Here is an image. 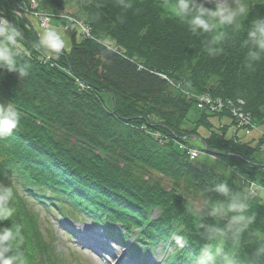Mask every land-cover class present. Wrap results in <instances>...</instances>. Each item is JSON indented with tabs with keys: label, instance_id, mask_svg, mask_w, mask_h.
<instances>
[{
	"label": "trees",
	"instance_id": "1",
	"mask_svg": "<svg viewBox=\"0 0 264 264\" xmlns=\"http://www.w3.org/2000/svg\"><path fill=\"white\" fill-rule=\"evenodd\" d=\"M29 1L0 0V13L24 32L32 64L30 77L21 81L14 73H0V102L12 101L22 113L19 128L0 140V183L15 186L12 219L24 225L29 264L58 263L53 235L34 204L70 220L63 227L67 235L72 234L69 226L89 220L141 261L159 243L171 248L170 236L182 225L191 228L183 207L190 189L227 178L216 174L211 152L219 165L264 185V158L257 153L264 139L245 143L239 135L233 140L234 118L209 105L197 108L184 96L206 94L236 106L241 101L237 107L251 126L264 131V65L255 74L241 71L243 34L213 59L201 52L199 38L184 25L161 18L170 0H133L140 11L129 10L123 24L116 20L121 14L117 0H48L57 10L74 6V15L102 43L76 41L67 31L70 50L47 61L32 48L39 38L30 26L33 16L18 18L16 12L28 11ZM191 109L194 119L188 117ZM213 119L229 123L216 128ZM199 128L209 135L201 136ZM151 133L164 142L153 144ZM192 136L204 142L207 154L194 162L177 145ZM229 179L232 191H240ZM249 211L257 216L253 227L264 230V204L254 202ZM205 243L194 232L183 250H172L161 264H190L189 257L194 260ZM254 250L255 245L243 244L241 264H264V259L252 260Z\"/></svg>",
	"mask_w": 264,
	"mask_h": 264
},
{
	"label": "clouds",
	"instance_id": "2",
	"mask_svg": "<svg viewBox=\"0 0 264 264\" xmlns=\"http://www.w3.org/2000/svg\"><path fill=\"white\" fill-rule=\"evenodd\" d=\"M97 8L103 7L96 4ZM121 14L116 20L123 24L132 9L139 13L133 0H117ZM162 19L175 18L187 32L200 40L201 52L209 58L224 54L225 47L235 44L244 50L241 71L255 74L264 65V0H170ZM251 15V19L250 17ZM247 21V23H245ZM25 35L7 15L0 13V73H14L18 80L30 77V52L24 46ZM67 47L66 38L54 26L45 27L32 45L43 55L59 59ZM22 113L12 102H0V140L11 137L21 124ZM218 181L196 186L184 197V213L191 219V228L182 225L170 236L171 248L183 250L193 233L207 241L190 264H241L243 244L255 245L252 260L264 259V230L254 228L257 220L250 212L253 203L264 204V185L253 183L244 174L226 165H216ZM229 178L240 191H232ZM16 190L12 184L0 183V264H29L24 251V225L13 221L16 215ZM211 220V223L207 221ZM9 226H2L4 222Z\"/></svg>",
	"mask_w": 264,
	"mask_h": 264
},
{
	"label": "rangeland",
	"instance_id": "3",
	"mask_svg": "<svg viewBox=\"0 0 264 264\" xmlns=\"http://www.w3.org/2000/svg\"><path fill=\"white\" fill-rule=\"evenodd\" d=\"M34 1V0H32ZM29 4V8H30V2H28ZM32 11L34 10L35 12H48V14L46 13H41V15H39L38 17H33L30 18V22L32 25H30L32 28H34L35 30H37L38 36L40 35L41 31L51 25L57 28V30L61 31L62 34L65 36L66 38V43H67V47L64 51H69L71 48V39H70V35L69 33H74L76 35L75 40L76 41H80L81 37L84 38V36H80L79 33H83L82 29L85 28H89L87 24H85L83 22V20L81 18H78L76 15H74L73 12H75L74 6L73 7H65V8H61V10H57L56 8H54L53 4L51 2H49L48 0H35V4H33L31 6ZM18 18H25L24 14L25 11H20L19 9L16 11ZM28 15H30L28 13ZM16 16V14H15ZM27 30H29V25L28 27L26 26ZM67 31H69V33H67ZM90 37H86L87 39H93L94 41H97L98 43H102V40H98L95 39L90 32ZM40 55L44 58V60L47 61H54L56 60L55 57H48L43 55L40 52ZM170 84L174 87L177 86L176 82H172L170 81ZM80 88H82L81 85H79ZM185 97L188 98L187 94H184ZM202 96H207L206 94H201V95H196V94H192L190 95L189 99L191 101L195 102V105L197 108H201V107H205L206 105L204 103L201 104L199 103L198 98L202 97ZM108 100L109 104H111V99L108 96H104V100ZM108 104V105H109ZM221 110L225 113L228 114H232L230 106L227 105H223ZM196 111L194 109H191L188 117L194 119ZM212 122L215 124L216 128L217 125H219L220 127L222 125H225L228 122V119L226 120H212ZM229 123V122H228ZM189 123L186 124V128H189ZM197 132H200L201 136H205L207 137L209 134H205V131L203 129L197 130ZM230 135L233 138V140L236 138L242 137L243 142L245 143H252L251 141H254L256 144L260 139H264V134L262 132V130L260 128H258L256 126V128H248L245 129V127H243L242 125L238 124V122H235L234 124H232V127L230 129ZM150 133V132H149ZM205 134V135H204ZM192 140H196V141H192ZM150 141L153 144H162L161 141V136L158 133H151L150 134ZM264 141V140H263ZM187 142V143H186ZM177 144V142H175ZM264 143V142H263ZM193 144V145H192ZM203 144L204 142L201 141L199 138H197L196 136H192L189 139H184L183 144H177L180 148V150L184 151L186 153V155L188 154H194L195 157L198 156L200 157H205V148H203ZM190 145V146H189ZM246 145V144H245ZM253 145V144H250ZM250 145H248L250 147ZM195 146V147H192ZM254 146V145H253ZM259 150H257V153L259 155V159L264 158V144L259 145ZM203 148V150L201 149ZM201 149V150H200ZM209 155V154H208ZM209 159L211 161H213L214 164L219 165V160L218 156L216 154H213L211 152V154L208 156ZM189 160V159H188ZM196 159L194 160H189L190 162H194ZM209 171L211 172L212 170L209 169ZM251 180V179H250ZM229 181H231L229 179ZM252 181V180H251ZM258 184V183H257ZM43 207V206H42ZM40 205L38 204H34V208L38 211V213L41 215L40 219H43L44 223L42 225H44L46 228L49 229V232L53 235V239L51 240V237H49V239L51 240V243L56 251L54 257L58 259V263L55 262L53 264H117L115 263L116 260L121 261L122 257H123V251L124 249H120L117 250L118 248L114 247L111 252V255H114L112 257L107 256L108 259L107 261L104 260L103 262L100 260V257L98 256L97 253H92L86 250H83L84 248L80 245H78L77 243H75V240L71 237V236H65L63 234V232L61 231L62 228L59 224V222L54 219H49L48 216L44 213V209L42 208ZM43 226V228H44ZM92 223L88 220L86 223L84 224H75L73 226H70V231L71 232H75V235H79V237H84L87 236L88 233L91 234L92 231L91 229L94 231L95 237L97 239H100L99 237H101L99 234L102 233L99 231L98 228L95 227H91ZM91 232V233H90ZM47 234V233H46ZM75 235L73 237H75ZM76 239V237H75ZM49 240V241H50ZM102 240V239H100ZM77 241V239H76ZM150 252V256L152 258L153 261L158 262L161 261L166 255L167 253H171L172 249H168L167 246L165 245V243H159L156 246H153L151 248ZM59 255H58V254ZM119 264V262H118Z\"/></svg>",
	"mask_w": 264,
	"mask_h": 264
},
{
	"label": "built area",
	"instance_id": "4",
	"mask_svg": "<svg viewBox=\"0 0 264 264\" xmlns=\"http://www.w3.org/2000/svg\"><path fill=\"white\" fill-rule=\"evenodd\" d=\"M29 2H30V8H31V6L33 4H35V0L34 1L30 0ZM30 8H29L28 11L26 9H23V8L22 9H23V11L28 13V12L32 11V9H30ZM38 16L39 15H37V17ZM82 30L85 33V34L82 33L83 35H85V36L89 35V29L88 28H85V29H82ZM189 97H190V95H188V98ZM208 98H209L208 96H202V97L198 98L199 103L201 104V106H202V103H204L206 106L209 105L212 110H216V111H219V112L222 111L221 108H222L223 105L224 106L225 105L230 106V109H231V112H232V114L231 113L230 114L235 118V121L238 122V124L242 125L243 127H251V124L248 122L247 117L244 115L242 110L237 107L238 105L242 106V102L241 101H238L237 102V106H236L235 104H230V102L222 103V102H220V101H218L216 99L215 100H209ZM189 156H190L191 159H193L195 157L194 154H189Z\"/></svg>",
	"mask_w": 264,
	"mask_h": 264
},
{
	"label": "bare ground",
	"instance_id": "5",
	"mask_svg": "<svg viewBox=\"0 0 264 264\" xmlns=\"http://www.w3.org/2000/svg\"><path fill=\"white\" fill-rule=\"evenodd\" d=\"M253 183H255V184H257V182H255V181H252Z\"/></svg>",
	"mask_w": 264,
	"mask_h": 264
}]
</instances>
